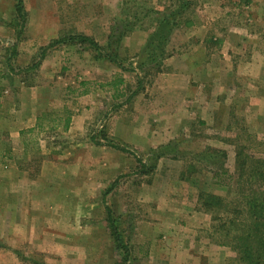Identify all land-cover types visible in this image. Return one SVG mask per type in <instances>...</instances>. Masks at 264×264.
<instances>
[{
	"label": "rangeland",
	"instance_id": "rangeland-1",
	"mask_svg": "<svg viewBox=\"0 0 264 264\" xmlns=\"http://www.w3.org/2000/svg\"><path fill=\"white\" fill-rule=\"evenodd\" d=\"M23 5L21 31L15 1L0 0V264H240L211 220L208 228L185 235L196 238L191 247L172 248L162 234L155 243H142L141 223L166 211L169 194L163 190L150 201L140 187L159 179L161 170L164 182L163 169L181 172L183 185L171 187L173 196L183 194L210 219L196 204L197 172L226 169L232 182L227 176L218 180L234 186L237 163L244 162L247 178L255 162L264 175V0ZM164 19L169 25L148 46ZM109 34L121 68L98 58L88 44L72 41L49 49L36 69L21 71L58 38L84 35L104 47ZM178 53L197 65L207 62L208 72L191 74L194 82L178 76L179 66L168 63ZM117 79L123 83L112 86ZM183 87L186 97L179 103ZM18 106L27 117L34 110L38 119L13 142L8 133ZM130 124L134 132L127 144L118 136L130 135ZM158 155L157 171L140 174L136 161L155 169ZM210 175L205 193L224 197L226 188L214 185ZM109 187L104 204L128 248L126 260L106 221L103 194ZM237 193L233 187L230 200Z\"/></svg>",
	"mask_w": 264,
	"mask_h": 264
},
{
	"label": "trees",
	"instance_id": "trees-1",
	"mask_svg": "<svg viewBox=\"0 0 264 264\" xmlns=\"http://www.w3.org/2000/svg\"><path fill=\"white\" fill-rule=\"evenodd\" d=\"M14 1L15 12L20 21V29L22 31L25 25L26 16L23 0ZM158 23L159 25L154 30V33H151L149 38V43L151 41L153 42L148 44V46H152L155 39L163 35L161 30L163 27L165 28L167 26L168 21L167 19H164ZM112 38L113 35L109 34L107 37V43L105 44L106 48L105 46H100L93 39L84 35L58 38L42 47L36 55L37 61L31 64L29 67L22 69L21 71L26 72L36 69L39 66L41 60L44 59L46 55L45 53L49 49L56 45L65 44L67 42L72 43V41H78L81 44H88L97 53L98 58L105 59L110 63H113L116 67L121 68V65H119L116 61V52L118 50L117 45L115 42L109 43ZM19 39L20 33L17 35L16 42H18ZM113 44H115L114 47ZM15 49L16 44L13 46V51ZM106 50L111 51L112 54H106L104 52ZM122 83V79H117L114 80L111 85L117 87ZM138 83H140V79H138ZM69 121L70 119L67 116L64 120L65 129L68 127ZM113 148H117V150L127 153V151L121 147L113 146ZM161 157L162 155H158L156 157V161H158ZM237 160H240V155L237 156ZM136 162L140 168V174H148L154 170V166H151V169L147 170L145 167L146 165H144V161L137 160ZM254 165L255 162L250 169L249 176L246 178L245 168L243 167L244 162L241 164L237 163V178L234 181V186L230 185V183L225 185L218 180L219 176H227L232 182L231 179H233V177L226 169L219 168L220 170L214 172L211 168H202V170H207L212 173L214 185L224 186L226 188V194L224 197H218L213 194L205 193L204 190H201L198 194L196 203L198 204L199 202L204 208V211H207L206 213L210 214L211 223L216 224L215 230L225 232L226 239L228 240L226 246L230 247L231 250L236 254V258L240 264H264V175L258 168H254ZM111 187H113V184ZM111 187H109L103 194V204L105 203L104 197L111 190ZM233 187H235L238 193L237 196L234 197L235 200H230ZM104 209L106 210L107 214L106 221L110 227V235L114 240V244H116V249L123 251L125 257L124 259L126 260L128 256V248L120 240L114 225V219H112L111 210L106 206Z\"/></svg>",
	"mask_w": 264,
	"mask_h": 264
},
{
	"label": "crops",
	"instance_id": "crops-1",
	"mask_svg": "<svg viewBox=\"0 0 264 264\" xmlns=\"http://www.w3.org/2000/svg\"><path fill=\"white\" fill-rule=\"evenodd\" d=\"M187 56L189 57V55ZM187 56L182 55V53L173 54V56L170 57L172 61H168V63L171 64L173 68H175L176 70L179 66V69L177 72L178 76L186 77L188 81L191 80L192 82H194L195 79L193 81V77L191 74H195L199 70L201 72L202 70H205V72H208L210 66H208L207 62L205 63V65H203L202 63L201 65L191 63V61H189ZM263 57H264V51H263ZM174 75H177V74H174ZM159 78L160 76L158 77V79ZM172 79H173V76L167 77V80H172ZM192 84L193 83L189 85L190 88ZM24 89L26 88L21 87V91H23ZM28 89L31 90V89H34V87H31ZM183 90H184V87H183ZM120 96H123L122 92L120 93ZM161 97L164 98V95ZM178 97H179L178 99L179 103L184 102V99L186 97L185 90L181 92ZM13 112H14L13 118H12L13 119V122H12L13 129L9 130L8 134H9V139H11L13 142H17L19 140L18 138L21 134V130H24L27 128L26 130L28 131L35 127V123L38 119V116L36 115V112H34L33 110V114L27 117V115L23 114L24 111L20 106H18L17 109H14ZM129 127H130V135L128 133H125V135L120 134L118 136V138H120L119 140L127 144L131 143L133 132H134L133 125L130 124ZM14 128H17V129H14ZM126 128H128L127 125H126ZM163 143L165 142L163 141L157 142V144H163ZM161 159L162 158H160L158 162L156 163L155 169L153 170L154 172L157 171L160 165ZM163 171L166 176L164 179V182L163 181L161 182V174H162V170H161L159 179L155 178V180H153V182L150 185L145 186L142 184L143 186L141 185L140 188H141V192H146L145 195L150 196V198L148 199L150 201L159 200V196H161V192L163 190L165 194L167 195L169 194V196H167V202L165 204V208L163 209V210L166 209V211H164V213H158L157 216L155 215L156 216L155 221L142 222L139 227V230H141L139 235L142 236L143 238L142 243L143 242L155 243L156 242L155 238H159V234H162L166 242L168 243L172 242V246H171L172 248H174L175 243L181 246L182 248H187L188 246L191 247L192 245L196 243V238H193L192 240H190V239H186L185 237L186 236L190 237V234H193L194 232L196 234V231L200 229L208 228V226L210 225L209 223L210 219H208V215L195 211L194 203L190 205V202L186 201L185 200L186 198H183V194L178 195L177 198L173 196L174 194L173 188L171 187H173V185L175 184L177 185L180 184L181 186L183 185V180H184L182 177L183 174L181 172L171 173V171L167 169H163ZM210 174L211 173L208 172L207 170H202L200 172H197L193 176L192 186L197 190L198 189L205 190L206 189L205 185H209L210 183V179L208 178V175ZM209 177H211V175ZM172 179L173 180L176 179L177 183L172 182ZM146 184H149V183H146ZM100 188L102 187H99V189L97 190H100ZM153 215H154V212L151 216ZM162 218H163V222L161 221Z\"/></svg>",
	"mask_w": 264,
	"mask_h": 264
}]
</instances>
